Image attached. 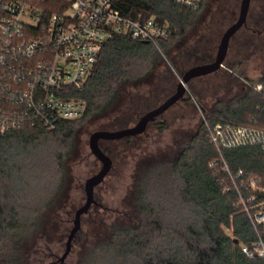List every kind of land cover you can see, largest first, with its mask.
<instances>
[{
    "label": "trees",
    "instance_id": "trees-1",
    "mask_svg": "<svg viewBox=\"0 0 264 264\" xmlns=\"http://www.w3.org/2000/svg\"><path fill=\"white\" fill-rule=\"evenodd\" d=\"M254 1L257 9L252 12ZM204 3L202 0L201 8L192 11L166 0L117 1L118 6L132 17L154 15L159 21L167 22L172 33L159 46L171 56L175 65L187 62L189 68L210 63L215 56L211 51L212 42L203 35L189 47L178 43L195 22ZM251 3L246 24L230 40L224 66L189 82L196 96L197 82L205 81L208 76L227 72L230 78L249 80L242 70L236 72V66H241L242 61L236 64L234 59L239 52L253 54L264 46V0H251ZM233 4L219 8L215 18L233 23ZM55 10L58 8H50V11ZM174 43L178 47L176 53L172 52ZM230 49L233 54L229 53ZM152 72L157 73L158 81L163 83L149 89L147 97H152L153 102L155 97L165 100L174 92L176 84L162 54L150 43L117 36L101 49L82 89L71 90L72 97L82 99L86 104L81 118L62 120L51 130L24 127L0 133L2 259L22 262L24 253L18 245L37 230L42 210L59 193L66 175L64 162L77 128L83 121L106 111L129 85ZM252 84L264 85V79L254 83L250 80L245 91L229 101H216L200 120L195 133L182 143L175 159L154 163L141 173L134 187L138 221L135 225H119L112 229L102 246L106 264H264L263 259L249 258L241 251L242 245H250L255 240V232L246 212L235 206L238 195L229 175L219 166H209L210 162L218 161L219 153L207 138L205 126V123H222L235 127L254 124L264 127L263 99ZM191 98L188 94L175 104L181 100L188 103ZM137 99L135 103L133 101L134 106L129 107L135 111V116L140 113ZM114 142L129 147L132 138L127 136ZM101 148L106 154L110 152L105 144ZM220 150L232 174L242 171L245 177H257L259 184L264 186V152L259 144L222 147ZM241 190L244 197L249 195L246 189Z\"/></svg>",
    "mask_w": 264,
    "mask_h": 264
},
{
    "label": "built area",
    "instance_id": "built-area-1",
    "mask_svg": "<svg viewBox=\"0 0 264 264\" xmlns=\"http://www.w3.org/2000/svg\"><path fill=\"white\" fill-rule=\"evenodd\" d=\"M118 0H0V133L24 127L54 129L62 120L81 118L86 109L71 90H81L104 45L117 36L150 43L160 49L172 30L154 15L132 17ZM192 11L202 0H166ZM50 8L58 10L50 11ZM262 96L264 85L254 84ZM206 136L219 153V166L237 192L236 207L246 212L255 232L241 251L264 260V186L257 177L232 174L222 147L259 144L264 127L205 123ZM242 188L249 192L247 197ZM261 195L260 197L258 195Z\"/></svg>",
    "mask_w": 264,
    "mask_h": 264
},
{
    "label": "rangeland",
    "instance_id": "rangeland-1",
    "mask_svg": "<svg viewBox=\"0 0 264 264\" xmlns=\"http://www.w3.org/2000/svg\"><path fill=\"white\" fill-rule=\"evenodd\" d=\"M229 3H234L235 6L232 19L234 20L238 15L240 0L234 2L233 0H205L195 22L178 43L189 47L194 45L198 37L203 35L207 41L212 42L211 51L215 54L222 33L232 22L215 17L219 8L226 7ZM256 7V1L252 2V12L257 9ZM212 14L213 19L211 18ZM174 44L171 45L172 52L176 53L178 47ZM157 50L162 54L166 65L175 77V84H177L183 72L190 65L187 62L184 65L182 63L175 65L171 56L167 55L162 48ZM230 52L231 54L234 53L232 49ZM181 60L183 61L184 57ZM234 61L236 64L242 61L241 66L235 64L236 72L239 73L242 70V73L246 74L249 80L230 78L227 72L218 76H208L205 81L197 82V96L192 93L188 82L184 97H187L188 94L192 95L190 102L186 103L187 101L181 100L170 107L155 124L149 125L146 135L137 139L132 138L133 141L129 147H124L122 143H116L115 154L107 152L113 160V165L105 177L99 194L104 205L112 208V211L102 210L100 213L103 219L102 216H99L96 218L97 222L90 223L86 219L82 221L77 237L71 242L70 250L63 258L64 264H106L107 260L102 255V246L105 244L104 241L110 237L112 229L119 225H135L138 221L135 215L134 187L141 173L154 163L175 159L182 143L195 133L200 120L209 112L216 101H229L241 95L250 80L254 83L264 79V46L255 50L253 54L239 52ZM162 83L158 81V74L152 72L139 82L129 85L106 111L99 112L82 122L77 128L72 148L64 162L66 175L64 183L59 188V193L53 202L42 210V218L37 230L18 245V248L24 253V257L21 258L22 262L11 263L0 257V264H42L50 261L54 253L62 257L67 235L73 226V208L79 207L80 201L85 196L83 191L85 180L100 168L99 161L89 149L90 134L96 130L116 127V124L122 122L121 118L127 122V125L132 126L140 115L156 107L164 100L155 97L156 100L154 99L153 102L152 97L148 98L149 89H152L155 84L162 86ZM252 86L254 85L252 84ZM141 93L145 94L144 97ZM135 98H139L137 99L139 100L137 108L140 113L136 116L134 113H125L122 116L123 111L131 105L134 106L131 100L133 101ZM117 120L118 122H116ZM124 211L131 216V221H125L122 224L118 218L119 214L124 213Z\"/></svg>",
    "mask_w": 264,
    "mask_h": 264
},
{
    "label": "water",
    "instance_id": "water-1",
    "mask_svg": "<svg viewBox=\"0 0 264 264\" xmlns=\"http://www.w3.org/2000/svg\"><path fill=\"white\" fill-rule=\"evenodd\" d=\"M251 0H240L238 15L222 33L217 45L216 53L212 62L192 66L187 69L176 84L174 92L156 107L142 114L132 126L118 130H97L90 134L88 145L91 154L99 161V170L88 177L84 183L85 201L76 208L73 218V226L66 238V245L61 260L68 254L70 245L80 228V218L87 213L93 202L94 188L99 185L112 168V159L100 147L99 140H115L127 136H136L146 131L149 123L162 115L168 108L180 100L186 93V84L192 79L215 73L224 66L231 38L246 24Z\"/></svg>",
    "mask_w": 264,
    "mask_h": 264
},
{
    "label": "flooded vegetation",
    "instance_id": "flooded-vegetation-1",
    "mask_svg": "<svg viewBox=\"0 0 264 264\" xmlns=\"http://www.w3.org/2000/svg\"><path fill=\"white\" fill-rule=\"evenodd\" d=\"M142 96L144 97V94H142ZM185 96V95H184ZM135 99H137V98H135ZM134 101V100H133ZM132 100H131V102H133ZM170 108H168L162 115H160L158 118H156V120L155 121H153V122H151L152 124H155L157 121H158V119L159 118H161L168 110H169ZM127 110V111H126ZM125 111H123V115L122 116H124L125 115V113H130V114H133L135 111L134 110H132L131 108H129V109H126ZM147 112V111H146ZM144 114V113H143ZM141 116V115H140ZM139 116V117H140ZM122 119V122H120V123H118V124H116L117 126L116 127H112V129H101V130H118V129H123V128H127V127H129V125H127V122H125V120L123 119V118H121ZM139 119V118H138ZM137 119V120H138ZM118 120H120V119H118ZM118 120L116 121V122H118ZM137 122V121H136ZM148 127V126H147ZM97 131V130H96ZM147 134V129H146V131L144 132V133H142V134H139V135H136V136H130L131 138H133V139H137V138H139L140 136H142V135H146ZM121 139H123V138H121ZM121 139H115V140H117V141H120ZM123 141H125V140H123ZM133 141V140H132ZM113 143V144H112ZM116 143L117 142H114V140H105V139H101V140H99V145H100V147H102L104 144L106 145V146H108L109 148H110V152L111 153H113L112 151L115 149V147H116ZM113 146H114V148H113ZM102 149V148H101ZM114 154H115V152H114ZM113 161V160H112ZM100 164V163H99ZM112 165H113V162H112ZM99 167H100V165H99ZM110 172V171H109ZM106 179V178H105ZM105 179L99 184V185H97L95 188H94V192H93V202L91 203V205H90V207H89V210H88V212L87 213H85V214H83L82 216H81V218H80V224L82 223V221H84V219H86L88 222H90V223H94V222H97V217H99V216H102L101 215V211L102 210H105V211H112V208H110V207H106L105 205H104V202L102 201V199H101V196H100V194H99V191H100V189L102 188V185L104 184V182H105ZM83 191H84V186H83ZM84 194H85V192H84ZM83 203H84V201H85V196L83 197ZM82 201H80V203L79 204H83L82 203ZM75 208H73V211L75 212ZM121 215V216H120ZM73 218H74V216H73ZM102 219H103V216H102ZM118 220H120V222H122V224H124L125 223V221L127 222V221H131V216L126 212V211H124V213H121V214H119V218H118ZM73 221V220H72ZM77 237V234H76V236L74 237V239L72 240V242L75 240V238ZM53 255V257H52V259L50 260V261H47L46 263H42V264H64V260L62 259L61 260V257H59L56 253H54V254H52Z\"/></svg>",
    "mask_w": 264,
    "mask_h": 264
}]
</instances>
